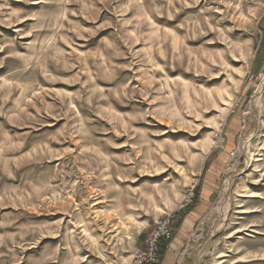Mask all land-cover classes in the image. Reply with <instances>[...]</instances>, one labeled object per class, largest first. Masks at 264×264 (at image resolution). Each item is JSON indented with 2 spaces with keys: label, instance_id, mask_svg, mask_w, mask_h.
<instances>
[{
  "label": "rangeland",
  "instance_id": "1",
  "mask_svg": "<svg viewBox=\"0 0 264 264\" xmlns=\"http://www.w3.org/2000/svg\"><path fill=\"white\" fill-rule=\"evenodd\" d=\"M263 11L0 0V264H131L211 168L179 264H264Z\"/></svg>",
  "mask_w": 264,
  "mask_h": 264
},
{
  "label": "crops",
  "instance_id": "2",
  "mask_svg": "<svg viewBox=\"0 0 264 264\" xmlns=\"http://www.w3.org/2000/svg\"><path fill=\"white\" fill-rule=\"evenodd\" d=\"M258 31L264 35V11L258 21ZM215 168L208 169L205 173V181L202 188L196 192L197 203L178 222L174 237L167 243L157 264H179L180 256L190 238L192 226L206 212V205L211 194V184L214 183ZM179 260V261H178Z\"/></svg>",
  "mask_w": 264,
  "mask_h": 264
},
{
  "label": "built area",
  "instance_id": "3",
  "mask_svg": "<svg viewBox=\"0 0 264 264\" xmlns=\"http://www.w3.org/2000/svg\"><path fill=\"white\" fill-rule=\"evenodd\" d=\"M193 196L194 186H191L185 191L184 196L174 209L154 224L145 238L143 246L134 252L131 264H157V246L161 240L172 238L174 222L182 210L188 206Z\"/></svg>",
  "mask_w": 264,
  "mask_h": 264
},
{
  "label": "bare ground",
  "instance_id": "4",
  "mask_svg": "<svg viewBox=\"0 0 264 264\" xmlns=\"http://www.w3.org/2000/svg\"><path fill=\"white\" fill-rule=\"evenodd\" d=\"M262 85V84H261ZM261 90V88H257V92L255 91L256 93V97L259 98V91ZM255 96V95H254ZM255 99V98H254ZM256 100V99H255ZM254 101V100H253ZM242 140V139H241ZM240 145V144H239ZM245 147V146H244ZM244 152V151H243ZM240 154V153H239ZM238 154L236 153V155L234 156V161L235 159L237 158ZM244 156V155H243ZM247 158V157H246ZM233 161V163H234ZM235 166V165H234ZM233 169V168H232ZM230 179V178H229ZM228 185H229V180L226 179L225 180V183H224V187L222 188V191L221 192V196L220 198L218 199L219 201L216 202L215 206H214V209L215 211L220 214V215H225L228 211V197H227V190H228ZM230 186V185H229ZM229 191V190H228ZM227 215V214H226ZM121 223V222H120ZM201 229V228H200ZM202 230V229H201ZM202 236V235H201ZM194 238H198L200 237V234L196 233L193 235Z\"/></svg>",
  "mask_w": 264,
  "mask_h": 264
},
{
  "label": "trees",
  "instance_id": "5",
  "mask_svg": "<svg viewBox=\"0 0 264 264\" xmlns=\"http://www.w3.org/2000/svg\"><path fill=\"white\" fill-rule=\"evenodd\" d=\"M167 241L168 240H161L160 243H159V245L160 244L161 245L160 246L159 245L157 246V251H159L160 254H162L163 250L165 249V247H166L165 245H166Z\"/></svg>",
  "mask_w": 264,
  "mask_h": 264
}]
</instances>
